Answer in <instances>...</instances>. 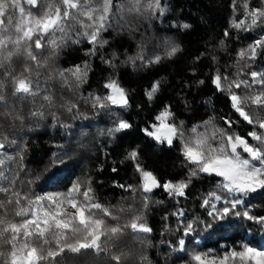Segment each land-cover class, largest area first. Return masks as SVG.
<instances>
[{"label":"trees","instance_id":"1","mask_svg":"<svg viewBox=\"0 0 264 264\" xmlns=\"http://www.w3.org/2000/svg\"><path fill=\"white\" fill-rule=\"evenodd\" d=\"M122 2L130 5V0H114L113 12H117L115 5ZM161 3L166 9L163 15L145 11L143 3L140 13L117 12L115 17L110 14L111 26L98 37L107 41L103 46L90 44L78 34L84 29L70 22L66 26L67 37L58 49L47 45L46 41L53 38L50 36L41 41L45 45L42 49L32 46L40 67L22 54V46L21 54L14 55L10 62L12 74L23 72L27 65L33 81H39L40 92L36 96H13V86L4 75L9 64L0 66V80L6 85L4 92L10 105L0 106V135L7 137L6 150H0V159H5L0 169L13 181L11 184L0 181V187L8 188L7 192H0V217L19 223L24 217L16 212L27 207L22 197L33 199L49 192L67 193L79 183L81 193L91 187L90 195L95 202L112 213L104 216L98 210L96 217L105 219V227L122 229L110 238L101 237L102 251L89 249L79 254L65 251L56 257L55 264H197L192 260L197 253L222 258L233 250L242 251L244 245L264 250V225L242 215L225 220L208 215L213 209L203 206L204 199L208 198L210 205L216 204L217 210L223 207V200L215 201L209 193L229 195L218 187L222 178L201 173L192 179L184 196L169 194L163 187L145 193L136 167L139 164L151 171L161 185L185 180L193 167L186 162L179 140L174 139L169 146L142 131L158 123L155 116L165 106H170L174 113L171 119L178 124L183 122L185 135L196 125L201 126L198 131H204L208 122L257 144L247 134L254 129L264 130L245 121L233 108L229 92L218 90L213 79L219 73L229 81H248L247 88L243 85L233 88L242 98L264 92V85L252 83L250 75L252 71L264 72V51L258 49L254 60L238 55L264 35V25L258 23L250 30L233 27V21L239 22L246 12L264 7V0H161ZM24 6L27 10L28 6ZM250 22L251 17L246 23ZM183 24L190 27L183 28ZM61 35L57 32L54 38L59 41ZM168 42L180 46V51L171 57L166 55ZM141 56L143 60L139 59ZM156 56L161 57L159 62L155 61ZM109 60L111 64L105 62ZM85 63L88 67L83 82L78 83L65 71L77 65L83 68ZM112 79L126 89L129 106L93 107L92 97L106 96L109 90L104 85ZM156 81L160 82L159 89L149 100L146 90ZM45 95L50 99L44 100ZM244 109L254 120L257 115L264 118V108L259 105L248 101ZM34 112L42 115H33ZM119 120H126L132 127L112 131ZM226 120L232 122L231 127ZM208 132H212L211 127ZM12 140L16 143L9 146ZM218 141L219 136L211 142L215 146ZM133 150L138 152L136 160L129 158ZM65 154L69 158L59 171L51 167L54 156ZM17 155L22 159H7ZM53 172L55 179H49ZM181 211L183 215H179ZM236 211L264 216V190L244 198ZM136 217L152 231L143 233L127 227ZM188 223L193 224L194 231L185 236ZM209 224L211 227L206 226ZM4 238L7 239V234ZM180 239L185 241L183 251L179 250ZM49 240L50 245L45 247H54L50 234ZM34 243L39 245L38 241ZM0 250L7 254L10 247L0 244ZM0 264H4L3 257ZM226 264L242 262L229 258Z\"/></svg>","mask_w":264,"mask_h":264},{"label":"snow or ice","instance_id":"2","mask_svg":"<svg viewBox=\"0 0 264 264\" xmlns=\"http://www.w3.org/2000/svg\"><path fill=\"white\" fill-rule=\"evenodd\" d=\"M142 3L144 10L151 11L153 15L157 13L163 15L166 10L161 0H130V5L122 2L115 7L119 13H140ZM24 5L28 6L27 10ZM113 7L114 0H98V2L97 0H23V3L21 0H0V66L6 62L9 64L4 75L9 78V83L13 86L12 95L23 98L36 96L40 92L39 81H33L31 70L27 65L23 72L17 75L12 74L14 69L11 68L10 62L14 55L21 54L22 46V54L30 58L37 67H40V62L37 60L32 46L34 45L35 49H42L45 45L41 41L46 36H50L53 38L46 41L47 45L53 50L58 49L67 37L66 26L70 22L78 24L84 29L78 34L85 36L90 44L103 46L107 41L100 40L98 37L102 31H106L111 26L110 14L112 17L117 15V12H113ZM245 8H247V4H245ZM32 9L37 11L34 13ZM249 17H251L250 24L246 23ZM258 23L264 25V7L253 8L246 12L244 18L239 22L233 21V27L250 30ZM182 27L189 28L190 25L183 24ZM89 29L90 31H88ZM57 32L62 34L59 41L54 38ZM225 35L227 36L228 33L225 32ZM168 43L167 56H174L180 51L178 44ZM258 49L264 51V35L255 39L247 49H241L238 55L241 58L247 57L254 60ZM92 51L94 52L95 49ZM129 59L132 60L133 58L129 57ZM139 59L143 60V57L141 56ZM160 59V56L155 57L156 62H159ZM105 62L112 63L110 60ZM87 67V63H85L83 68L77 65L74 69L65 71L75 77L79 83L85 80ZM24 73H28V75L25 76ZM60 75L63 77L64 73L62 72ZM250 75L252 83L264 85V72L252 71ZM222 80L227 81V83H222ZM213 83L218 90L229 92L233 108L245 121L249 124H256L259 129L264 130V118L257 115L254 120L249 112L244 109V105L248 101L264 108V92L242 98L233 91V88L239 89L242 85L247 88L250 86L249 82L236 79L229 81L227 76L222 78L219 73L214 77ZM159 84L160 82L156 81L150 90H146L145 94L149 100L158 91ZM5 87L4 81L0 80V106L9 108V101L4 92ZM104 87L109 90V93L106 96L92 97L93 107L104 109L110 106L122 108L129 106L126 89L121 87L115 79L107 82ZM43 99L47 101L50 98L45 95ZM33 115H42V113L34 112ZM173 116L174 113L170 106H165L155 116L158 123H153L149 128H144L142 131L157 142H166L169 146L173 144L174 139L179 140L186 162L192 164L193 167L185 180L175 183L167 181L161 185L151 171L144 170L137 164V170L142 177L141 188L143 192L149 193L154 188L163 187L169 194L184 196L185 189L194 177H198L201 173L215 174L222 178L218 187L229 195L221 196L215 192L209 193L211 199L223 200V207L217 210L216 204L210 205V200L204 199L203 206H210L213 209L208 215L216 220H225L233 215L237 217L242 215L249 221L264 225V216L249 215L248 211H236L238 205L244 203V198L258 190H264V131L257 132L254 129L247 134L257 142L256 145L250 144L246 138L239 134H229L225 129L216 128L215 125H209L208 122H205L204 131H198L201 126L196 125L189 129L188 134L185 135L183 122L178 124L171 119ZM225 123L231 127V121L226 120ZM131 127L132 125L126 120H119L116 128L112 131H121ZM209 127L212 128L211 133L208 132ZM217 136H219V141L213 146L211 141L216 140ZM6 139L7 137L0 135V150H6L4 142ZM15 143L14 140L8 142L9 146ZM238 149L247 153L249 158L242 157ZM137 156L138 152L135 150L129 153V158L133 160H136ZM17 158L22 159V156L7 157L9 160ZM68 158L66 154L54 156L51 167L59 171V167L64 165ZM4 164L5 159H0V166ZM55 177L56 173L53 172L49 179H55ZM0 181L9 184L13 182L10 175H6L2 169H0ZM80 187V184L77 183L67 193L49 192L44 195H37L33 199H29L27 196L22 197L27 201V207L21 208L16 212V215L26 218L19 223L5 221L0 217V244H6L10 247L7 254L0 250V257H3L4 264H43L44 261L55 264L56 257L62 256L65 251L79 254L82 250L91 249L98 253L103 250L101 237L110 238L111 235L122 231L119 226L105 227V219L97 218L95 210H100L104 216H111L112 213L102 204L95 202L94 197L90 195L91 187H88L83 193H81ZM120 187L124 186L120 185ZM128 187L131 188V186ZM7 191V187H0V192ZM14 195L19 196L20 194L14 193ZM16 203L19 204L20 200L17 199ZM69 207L74 211L69 212ZM179 215H183V212L181 211ZM139 220L140 217L134 218L127 227L133 231L150 233L152 229L146 223L138 222ZM206 226L211 227L210 224ZM193 231L192 223L185 225V236ZM6 234L7 239L4 238ZM49 234L54 242V247H45L50 245ZM34 241H38L39 245ZM184 246V239H180L179 250L183 251ZM229 258L232 260L239 258L242 264H249V262L251 264H264V250L244 245L242 251L233 250L230 254L225 253L222 258L211 256L210 253H197L192 256V260L196 261L197 264H217V261L218 264H226ZM115 259L119 261V257H115Z\"/></svg>","mask_w":264,"mask_h":264},{"label":"rangeland","instance_id":"3","mask_svg":"<svg viewBox=\"0 0 264 264\" xmlns=\"http://www.w3.org/2000/svg\"><path fill=\"white\" fill-rule=\"evenodd\" d=\"M238 151L241 153L242 157H244V158H249V157H247L248 154H247V153H244V152L242 151V149H238ZM218 202H220V201H218ZM68 211L71 212V211H74V210L71 209V208L69 207V208H68ZM95 213H96V216H97L98 210H95ZM24 218H26V217H24ZM24 218H23V219H24ZM97 218H98V217H97ZM20 221H21V220H20ZM217 264H218V261H217Z\"/></svg>","mask_w":264,"mask_h":264}]
</instances>
